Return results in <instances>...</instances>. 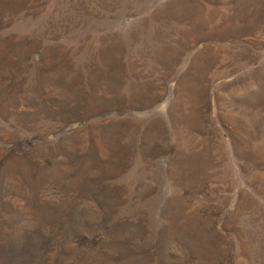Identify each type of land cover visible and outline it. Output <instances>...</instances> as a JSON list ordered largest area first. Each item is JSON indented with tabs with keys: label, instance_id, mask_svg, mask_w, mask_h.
Masks as SVG:
<instances>
[{
	"label": "rangeland",
	"instance_id": "rangeland-1",
	"mask_svg": "<svg viewBox=\"0 0 264 264\" xmlns=\"http://www.w3.org/2000/svg\"><path fill=\"white\" fill-rule=\"evenodd\" d=\"M0 264H264V0H0Z\"/></svg>",
	"mask_w": 264,
	"mask_h": 264
},
{
	"label": "bare ground",
	"instance_id": "bare-ground-1",
	"mask_svg": "<svg viewBox=\"0 0 264 264\" xmlns=\"http://www.w3.org/2000/svg\"><path fill=\"white\" fill-rule=\"evenodd\" d=\"M190 34V33H189ZM188 37V36H187ZM186 38V37H185ZM192 40V39H191ZM200 59V58H199Z\"/></svg>",
	"mask_w": 264,
	"mask_h": 264
}]
</instances>
